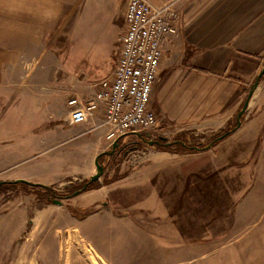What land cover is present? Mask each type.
<instances>
[{"label":"crops","instance_id":"0c3cea01","mask_svg":"<svg viewBox=\"0 0 264 264\" xmlns=\"http://www.w3.org/2000/svg\"><path fill=\"white\" fill-rule=\"evenodd\" d=\"M113 1L0 0V123L4 120L5 103L22 93L35 94L36 105L41 106L40 109L30 108L32 115L28 117L27 124L10 119L0 127V180L24 179L55 188L77 180L82 182L96 173L97 156L112 149L113 142L106 139L103 130L93 128L104 115L102 109L79 124L69 121L74 107L94 98L97 83L103 78L92 82L73 79L62 86L48 83L44 72L32 83H28L27 78L32 76L30 73H33L38 62V52L49 48L53 42L49 40L50 35L55 26L63 22V18L88 13L105 16L104 7ZM148 1L157 6L172 2L178 13L173 20L176 32L171 36L162 58L150 99V106L160 119L158 132L177 136L188 129L191 113L192 121L196 120L200 125L205 118L217 120V124L207 123L201 125L202 128H225L233 121L247 95L251 86L247 82L256 80L264 68V0ZM126 3L127 0L124 9ZM32 63L34 67L30 70L23 67ZM39 82L45 91L33 89V85ZM255 91L247 111L257 107L256 116L250 121L260 123L255 130L257 127L260 129L255 138L258 142H255L251 153L257 152L259 157L264 155V75ZM57 99L63 102L60 108ZM73 99L77 102L71 104ZM43 110L46 120L40 124L38 122L42 117L38 118V114ZM248 123L243 121L234 133L241 131ZM129 139L134 141L141 138L136 133H130L121 137L120 143ZM159 151L163 158L171 155L168 150ZM229 151L230 157L232 153ZM242 152L245 153L237 151V155L241 156L244 154ZM178 153L197 155L199 152ZM112 156L106 154L102 161ZM23 162H28L26 168L11 169ZM98 182L101 183L97 187L84 192L87 197L95 198L90 202L96 207L93 212L78 215L71 212L72 204L56 203L62 207V214L51 225L44 217L42 223L47 226L44 231L37 228V206L32 211L31 203L11 200L8 202L10 206L4 204L6 210L0 213V217L6 218L4 228L0 225V264H80L78 259L73 260L70 248H66L69 239H65L64 235H67L70 220L75 222L78 237L82 227L99 230L97 234L105 252L113 257L108 241L112 246L113 236L115 241L133 239L135 221L130 213L120 215L103 207L109 203L107 193L116 190L111 186L106 188L111 183L109 181ZM29 186L32 185L18 183L12 188L35 192ZM41 188L36 189L44 191ZM158 201L163 204L161 198ZM51 204L46 202L41 207L46 209V215L52 211L49 207ZM21 207L24 209L18 214L17 210ZM85 207L80 206L82 209ZM163 208L165 211V206ZM45 232H48L46 237L51 245L64 248L59 250L53 247L40 259L35 242L39 238L44 239ZM93 248L96 262L101 258L107 262L106 255ZM122 261L127 262V258Z\"/></svg>","mask_w":264,"mask_h":264},{"label":"rangeland","instance_id":"374dc122","mask_svg":"<svg viewBox=\"0 0 264 264\" xmlns=\"http://www.w3.org/2000/svg\"><path fill=\"white\" fill-rule=\"evenodd\" d=\"M125 1L114 0L105 6V16L102 17L88 13L80 17L63 18V22L58 23L50 35L49 40L53 42L49 48L38 52V62L33 73H30L32 76L27 78L28 83L34 82L33 79L42 72L47 75L48 83L58 86L70 83L73 79L92 82L108 76L116 65L122 47ZM23 67L30 70L34 65L32 63ZM254 82H247L251 85L247 95ZM36 83L33 89L45 91L41 82ZM34 95L22 93L5 103L4 120L0 127L10 119L27 124L28 117L32 115L30 108L34 110L41 107L40 104L36 105ZM57 101L58 108L62 107L61 99ZM205 102L204 98L203 104ZM256 113L257 107L246 111L243 121L249 123L245 128L237 133L233 131L217 145L198 151L197 155H180L168 151L171 155L163 158L159 155L162 149L148 142L145 145L141 141L134 143L129 139L120 143L113 156L104 159L105 171L99 181L111 182L106 188L111 186L116 190L107 193L109 203L103 207L120 215L130 213L135 221L133 239L115 241L113 236L112 246L108 241L114 253L112 257L105 252L99 240V230L82 227L80 238L76 235L75 222L70 220L64 238L69 239L66 248H70L73 260L78 259L80 264H264V155L258 157L257 152L251 153L258 142L255 138L260 129L257 127L255 130L260 123L250 121ZM45 115L44 110L38 114V118L43 119H39L38 123L42 124L46 120ZM192 120L187 124L188 129L177 136L183 134L192 136L196 141L206 142L210 135L220 129L201 127L207 123L217 124L216 119L210 121L205 118L201 120V125ZM236 121V118L233 119L231 126ZM167 136L171 140L177 137L172 134ZM229 150L232 153L230 157ZM237 151L245 153L239 156ZM27 166L28 162H23L11 169ZM100 183L97 181L94 186ZM76 184H81V181L54 187L58 194L51 198L33 185L29 188L35 192L0 186V213L6 210L4 204L10 206L8 202L11 200L15 203H31L32 211H35V206L38 207L37 228H43L40 231H44L46 226L42 223L44 217L51 225L62 214V207L53 202L55 198L62 199L65 204H72V213L87 215L96 208L90 204L95 198L87 197L84 192L88 190L73 195L71 191ZM46 202L52 203L49 206L52 211L47 215L46 209H41ZM85 205L84 209L80 208ZM22 209H18L17 213L22 212ZM5 219V216L0 217L3 228ZM125 228L129 229L127 226ZM47 233L43 234L44 239L39 238L35 242L40 259L50 253L53 247L58 248L49 243ZM60 247L58 249L63 250L64 247ZM93 247L106 255L104 259L107 262L102 258L96 262ZM125 257L127 262L122 261Z\"/></svg>","mask_w":264,"mask_h":264},{"label":"built area","instance_id":"2783aa9c","mask_svg":"<svg viewBox=\"0 0 264 264\" xmlns=\"http://www.w3.org/2000/svg\"><path fill=\"white\" fill-rule=\"evenodd\" d=\"M177 14L172 2L157 6L148 0H127L116 65L97 83L94 98L70 112V123L79 124L102 109L104 115L93 128L103 130L110 142L127 133L160 134V119L150 99L162 58L176 32L173 20Z\"/></svg>","mask_w":264,"mask_h":264},{"label":"water","instance_id":"95a60500","mask_svg":"<svg viewBox=\"0 0 264 264\" xmlns=\"http://www.w3.org/2000/svg\"><path fill=\"white\" fill-rule=\"evenodd\" d=\"M264 75V68L259 72L253 86L251 87L250 91L248 92V95L244 101V104L242 106V108L239 110L238 114H237V124L236 126L232 129V130H228L227 132L223 133L219 138H225L231 131H236L238 128L241 127V125L243 124V120H242V116L246 113V111L248 110L249 104L251 99L254 96V92L256 90V88L259 86L260 82H261V78ZM130 134V133H129ZM136 134H138V136L142 139V137L148 138V144L149 145H155L156 143H159L161 141H164L166 145L168 144H172L173 140L170 139L169 136L165 135V134H159V135H154L152 132H137ZM126 136V135H125ZM156 138V139H154ZM134 143H138L139 140L133 141ZM120 145V138H117L114 142H113V146L112 149L110 151H105L103 153L105 154H114L116 152L117 147ZM128 145V144H127ZM126 145V146H127ZM125 146V147H126ZM213 146V143H210L207 147H205L206 149H209ZM197 149H199V147H196ZM99 154L96 158V166H97V171L95 174H93L91 177H89L88 179H86L87 181L83 184L82 188L76 190L73 195H77L80 194L84 191L87 190L88 186L101 179V177L103 176V173L105 171L104 169V164L103 162H100V157L103 154ZM6 182H15V183H20V182H24V183H29L30 185H36V183L24 180V179H20V180H15V181H5V180H0V186H2L3 184H5ZM54 203H58L61 204L63 203L62 199H53Z\"/></svg>","mask_w":264,"mask_h":264},{"label":"trees","instance_id":"16d2710c","mask_svg":"<svg viewBox=\"0 0 264 264\" xmlns=\"http://www.w3.org/2000/svg\"><path fill=\"white\" fill-rule=\"evenodd\" d=\"M245 99H244V101H245ZM244 101L241 104V106L239 107L237 113L235 114L234 119L235 118L237 119V114H238L239 110L242 108V106L244 104ZM242 120H244V115L242 116ZM231 123L228 124L225 128L219 129L217 132H215L214 134L210 135V138L206 142L196 141L195 138H193L192 136H187V135L182 136L183 134H180L179 136H177L176 138L173 139V143L172 144L166 145L164 141H161L159 143H156L155 146H157V147H159L160 149H163V150H168V151H173V152H180V153H190V152L203 151V150H206L205 147H207L210 143H213L212 147H214L219 142H221L223 139L228 137L231 133H233V131H231L225 138H219L223 133L227 132L228 130H232L236 126L237 121H236V123L233 126H231ZM147 141H148V138L144 139L142 137L141 143H145V145H147L146 144ZM196 147H199V149H197ZM105 156H106L105 153H103L101 155V157L99 159L100 162H103L102 158H104ZM86 181L87 180H83L81 182V184H76L74 186L73 190L71 191V193L73 194L76 190L82 188L83 184ZM95 183H97V181L91 183L88 186L87 190H90L91 188L95 187L94 186ZM17 184L18 183H15V182H6L3 185L9 188V187L15 186ZM19 184H28V185H30L29 183H24V182L19 183ZM34 187H37V188L38 187H43V189H44V191L46 193V196H48L50 198L53 197L55 194H58V192H56L54 190V186H42L40 184H36V185H34Z\"/></svg>","mask_w":264,"mask_h":264},{"label":"flooded vegetation","instance_id":"af4514ba","mask_svg":"<svg viewBox=\"0 0 264 264\" xmlns=\"http://www.w3.org/2000/svg\"><path fill=\"white\" fill-rule=\"evenodd\" d=\"M139 141H141V140H139Z\"/></svg>","mask_w":264,"mask_h":264}]
</instances>
